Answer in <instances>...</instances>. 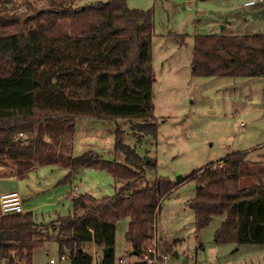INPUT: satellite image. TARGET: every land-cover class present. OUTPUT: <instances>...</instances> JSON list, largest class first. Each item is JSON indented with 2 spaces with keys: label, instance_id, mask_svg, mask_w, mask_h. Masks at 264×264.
I'll use <instances>...</instances> for the list:
<instances>
[{
  "label": "trees",
  "instance_id": "obj_1",
  "mask_svg": "<svg viewBox=\"0 0 264 264\" xmlns=\"http://www.w3.org/2000/svg\"><path fill=\"white\" fill-rule=\"evenodd\" d=\"M14 1L0 0V166L23 178L37 165H57L68 169L62 181L82 167L104 169L116 186L111 196L74 197L72 213L49 223L37 224L30 211L0 215V264H30L50 227L71 264L93 263L89 243L109 248L100 263L112 264L122 218H129L125 239L131 254L141 255L154 236L161 199L184 180L195 182L188 206L197 230L222 217L216 240L264 243V163L247 160L246 152L207 163L176 182L159 177L142 187L145 169L156 162L125 143L122 128L116 129L113 151L123 162L93 150L75 156L72 141L64 139L87 118L134 120L130 128L139 136L156 134L151 10L128 8L127 0L83 6L72 0L40 6ZM192 55L195 76H264V34L196 35ZM244 177L255 181L241 186ZM163 246L166 251L169 245Z\"/></svg>",
  "mask_w": 264,
  "mask_h": 264
},
{
  "label": "rangeland",
  "instance_id": "obj_2",
  "mask_svg": "<svg viewBox=\"0 0 264 264\" xmlns=\"http://www.w3.org/2000/svg\"><path fill=\"white\" fill-rule=\"evenodd\" d=\"M32 1L35 6L46 2ZM99 1L106 0H72V4ZM245 1L127 0L128 8L152 11L153 114L157 132L139 136L130 128L134 120H78L74 134L64 138L72 141V154L93 150L103 159L123 162V156L113 151L115 132L120 127L125 143L156 162L154 168L145 169L142 187L159 177L176 182L236 151L246 152L249 161L264 159V76L203 77L191 71L196 35L264 34V0L249 6ZM14 3L21 4L20 0ZM19 12L27 11L20 6ZM1 167L6 175L0 176V194L17 191L23 210L30 211L37 224L72 213L69 188L76 187L79 195L88 193L96 198L115 192V180L104 169L82 167L62 181L68 169L57 165H37L23 178H12L13 168ZM245 180L241 186L249 185ZM63 192L67 193L58 199ZM194 195L195 182L184 180L160 201L154 233L163 249L165 243L169 245L161 264H264V243L237 245L216 240L222 217H214L197 230L194 211L188 206ZM128 223L129 218H122L116 224L114 255L134 259L125 239ZM56 237L52 227L44 232L45 240L33 250L30 264H48L50 259L55 264H71L67 250L66 259L61 260ZM86 251L96 260L103 254V249L92 243L86 245Z\"/></svg>",
  "mask_w": 264,
  "mask_h": 264
},
{
  "label": "built area",
  "instance_id": "obj_3",
  "mask_svg": "<svg viewBox=\"0 0 264 264\" xmlns=\"http://www.w3.org/2000/svg\"><path fill=\"white\" fill-rule=\"evenodd\" d=\"M255 2L256 0H249L245 2V5H252ZM22 135L23 134L20 133V136ZM20 212H23L22 200L17 191H9L0 194V215ZM132 256L134 259L128 255H121L117 257L112 264H161L164 263L166 258V254L162 248V243L157 240L155 233L145 252L141 255ZM66 257V255L60 256L61 260L66 259ZM48 264H55V261L50 259ZM92 264H101L100 259H94Z\"/></svg>",
  "mask_w": 264,
  "mask_h": 264
},
{
  "label": "crops",
  "instance_id": "obj_4",
  "mask_svg": "<svg viewBox=\"0 0 264 264\" xmlns=\"http://www.w3.org/2000/svg\"><path fill=\"white\" fill-rule=\"evenodd\" d=\"M247 1H249V0H247ZM247 1H245V2H247ZM255 3H256V2H255ZM247 6H249V5H247ZM260 161H264V159H262V160H260ZM263 167H264V165H263ZM33 169H34V168H33ZM33 169H32V170H33ZM32 170H31V171H32ZM31 171H30V172H31ZM1 175H6V173L2 171V167L0 166V176H1ZM26 176H27V175H26ZM26 176H25V177H26ZM10 177H12V178H17L14 174H11ZM244 178L248 180L249 185L252 184V182H254V179H253V178H250V179L247 178V177H244ZM244 178H243V179H244ZM243 179H242V180H243ZM262 179H263V181H264V174H263ZM247 180H245V181H247ZM76 189H77V188L74 187V188H71V189L69 188V189L67 190V191H69V193L72 194V198L77 197V196L79 195V193L76 192ZM65 193H67V192H63V194H60L57 198L60 199L61 197H63V196L65 195ZM24 211H26V209L23 210V212H24ZM92 244H93V243H92ZM171 246H173V244H171ZM115 258H117V257H115Z\"/></svg>",
  "mask_w": 264,
  "mask_h": 264
},
{
  "label": "water",
  "instance_id": "obj_5",
  "mask_svg": "<svg viewBox=\"0 0 264 264\" xmlns=\"http://www.w3.org/2000/svg\"><path fill=\"white\" fill-rule=\"evenodd\" d=\"M110 254V249L109 248H104L103 249V255L108 256Z\"/></svg>",
  "mask_w": 264,
  "mask_h": 264
}]
</instances>
